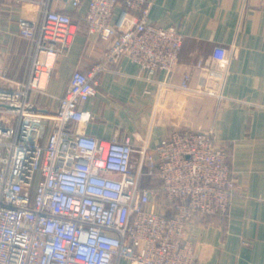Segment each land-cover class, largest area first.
<instances>
[{"label":"built area","instance_id":"1","mask_svg":"<svg viewBox=\"0 0 264 264\" xmlns=\"http://www.w3.org/2000/svg\"><path fill=\"white\" fill-rule=\"evenodd\" d=\"M84 2L78 17L106 44L103 56L72 71L55 109L38 110L29 93H45ZM153 2L0 0V17L31 43L24 81L11 82L0 66V264H194L190 223L227 213L236 180L212 131L173 128L150 150L138 134L104 139L84 129L96 75L121 57L150 73L174 70L183 34L148 20ZM230 55L215 45L217 66L197 60L194 84L171 86L221 101Z\"/></svg>","mask_w":264,"mask_h":264},{"label":"crops","instance_id":"2","mask_svg":"<svg viewBox=\"0 0 264 264\" xmlns=\"http://www.w3.org/2000/svg\"><path fill=\"white\" fill-rule=\"evenodd\" d=\"M85 9L86 2L73 17L77 33L57 59L45 93H29L38 110L55 109L72 71H87L103 56L106 44L87 35L78 17ZM148 20L183 34L174 70L150 73L121 57L96 75V94L82 103L91 112L84 129L104 139L138 134L150 150L173 128L212 131L227 147L236 186L227 213L190 223L194 264H264V0H154ZM15 29L6 15L0 17V66L5 78L22 82L31 43ZM215 45L231 53L221 101L171 86L193 85L197 60L217 66L210 60ZM159 81L170 84L159 89ZM168 96L171 109L156 107Z\"/></svg>","mask_w":264,"mask_h":264},{"label":"rangeland","instance_id":"3","mask_svg":"<svg viewBox=\"0 0 264 264\" xmlns=\"http://www.w3.org/2000/svg\"><path fill=\"white\" fill-rule=\"evenodd\" d=\"M36 178H37V176H36ZM36 178H35V179H36ZM35 181H36V180H35ZM120 264H127V262H126L125 259H121Z\"/></svg>","mask_w":264,"mask_h":264}]
</instances>
